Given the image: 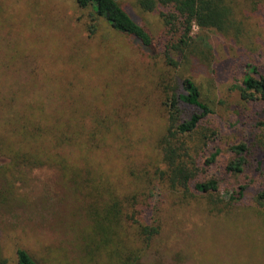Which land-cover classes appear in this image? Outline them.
Masks as SVG:
<instances>
[{"label": "rangeland", "instance_id": "374dc122", "mask_svg": "<svg viewBox=\"0 0 264 264\" xmlns=\"http://www.w3.org/2000/svg\"><path fill=\"white\" fill-rule=\"evenodd\" d=\"M117 1L154 38L167 37L156 10H143L138 0ZM258 1L264 3L234 0V19L244 28L236 41L213 29L194 28L196 38L210 49L207 66L195 59L189 63V58L174 68L166 65L162 50L143 52L132 39L113 31L104 18L91 21L88 9L74 0H0V96L4 98L0 115L22 110L29 103L36 106L39 100L53 106L50 112L71 105L73 116L83 117L88 126L120 113L125 124L120 125L119 138L92 154L103 162L112 181L128 182L130 168L144 167L157 156L155 139L165 124L161 77L173 82L198 71L204 75L198 82L207 101L240 105L237 93L228 88L239 78L243 65L236 70L232 63L236 55L246 53L243 48L253 52L264 47V19L253 10ZM91 22L95 31L89 34ZM263 59L253 61L264 69ZM220 113L226 120L218 141L223 159L235 128L227 125L237 116L231 111ZM242 120L235 125L237 134L250 132L248 113ZM0 138L7 143L10 138L3 127ZM80 155L69 156L77 157L76 165L91 174V154L88 165ZM10 163L0 155V260L17 264L15 251L21 247L39 264H106L102 257L91 260V248L82 237L90 225L84 192L77 191L56 166L7 170ZM222 168L214 165L208 171L219 180L220 188L225 186ZM161 191H155L153 198L161 209V232L141 264H264L262 216L241 208L214 215L202 198L186 202L176 193ZM217 234L222 242L212 243Z\"/></svg>", "mask_w": 264, "mask_h": 264}, {"label": "trees", "instance_id": "16d2710c", "mask_svg": "<svg viewBox=\"0 0 264 264\" xmlns=\"http://www.w3.org/2000/svg\"><path fill=\"white\" fill-rule=\"evenodd\" d=\"M74 1L88 9L91 21L104 18L113 31L132 39L143 52L162 50L166 65L174 68L189 58V63L195 59L208 65L210 49L196 38L194 28L213 29L232 41L244 32L242 23L234 19V0H138L143 10L159 13L165 38H154L143 22L132 18L117 0ZM253 10L264 19L263 2L258 1ZM94 31L91 22L88 32ZM243 49L246 53L236 55L232 63L236 70L243 65V70L228 88L237 93L238 106H231L226 100H219V106L212 99L207 101L198 82L204 75L198 71L178 76L173 82L164 76L160 78L165 124L155 139L157 156L144 167L130 168L132 180L112 181L113 176L102 166L103 162L92 154L102 144L119 138L120 125L125 124L121 123L120 113L114 119L100 118L88 126L83 117L73 116L71 105L50 112L48 108L53 106L41 100L35 101L36 106L29 103L22 110L0 115V127L10 137L8 143L0 138V155L11 161L7 170L42 165L61 169L75 189L89 199L86 215L90 225L82 237L91 248V260L102 257L106 264L142 263L161 232V209L153 199L155 191L162 193L161 189L178 194L186 202L202 198L208 212L214 215H227L241 208L264 218V69L260 62L253 61L264 57V47L253 52ZM3 99L0 96V102ZM220 110L237 116L227 125L235 128L228 137L227 156L223 159L218 141H222L226 120ZM247 113L252 121L250 132L237 134L236 126ZM75 152L81 153L85 165L90 163L91 154V174L76 165L77 157L69 156ZM214 165L223 166V188L219 180L209 176ZM213 238L212 243L222 242L218 234ZM15 254L17 264H39L24 248L18 247ZM0 264L4 261L0 260Z\"/></svg>", "mask_w": 264, "mask_h": 264}]
</instances>
